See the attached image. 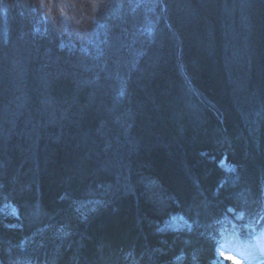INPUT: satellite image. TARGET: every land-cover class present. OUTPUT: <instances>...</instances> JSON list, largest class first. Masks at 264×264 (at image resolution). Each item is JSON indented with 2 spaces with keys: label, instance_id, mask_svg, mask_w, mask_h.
Returning <instances> with one entry per match:
<instances>
[{
  "label": "trees",
  "instance_id": "obj_1",
  "mask_svg": "<svg viewBox=\"0 0 264 264\" xmlns=\"http://www.w3.org/2000/svg\"><path fill=\"white\" fill-rule=\"evenodd\" d=\"M0 125L1 185L30 133L38 170L0 214V264H212L264 227V0H4ZM90 150L117 155L113 181L84 178ZM172 215L190 230L160 231Z\"/></svg>",
  "mask_w": 264,
  "mask_h": 264
},
{
  "label": "rangeland",
  "instance_id": "obj_2",
  "mask_svg": "<svg viewBox=\"0 0 264 264\" xmlns=\"http://www.w3.org/2000/svg\"><path fill=\"white\" fill-rule=\"evenodd\" d=\"M65 63H68L70 65H72L73 62L71 61H63ZM75 64V63H73ZM19 88H21V85H18ZM19 90L17 92H14V97L13 100L19 95ZM73 98H70L68 100H63L62 102L59 101L58 105H55V108L52 109V112H57L56 116L54 113V117L59 120V117L61 115L60 112L68 109L69 107H71ZM13 103V102H11ZM16 106V105H14ZM11 109L15 108V107H10ZM59 111V112H58ZM18 116L22 117L23 113L16 115V113L14 112L12 115L9 116V114H7L5 117V119L3 120L5 124V129H3L4 134L8 133V129L11 126V122L15 120H18ZM63 116V115H62ZM1 126V125H0ZM106 131L103 130L101 135V141L102 143H108L107 140H109V142L111 143V140L109 137L106 138ZM31 134V133H30ZM29 134V135H30ZM25 137L26 142L28 143V146L26 147V149H23L22 151L19 149L21 146L17 145V149H19V158L21 159V163L23 162H31L29 163L26 167H23V169H20V165L19 166H9V173L7 175V178H5L6 181H13L14 186H12L10 183H8V187L4 188L5 186H2L1 183L2 181L0 180V197H2V202L0 204V214H5V215H13V216H17V210L16 207L13 206L8 200H12L15 199L19 194L21 193H25L27 191H30L31 187H35L37 180L35 179L36 174L38 172V170L33 167L34 166V155H36V150H34L32 148V146L34 145L35 139H31V137ZM6 140V139H5ZM107 141V142H106ZM20 144V143H19ZM33 149L31 151H29V149ZM106 148V147H105ZM104 148V149H105ZM155 149V148H154ZM51 150L52 149H48ZM93 150V149H92ZM92 150L85 153V157H87V160L89 159L88 157H90L91 159H93L94 154L92 152ZM109 154V153H108ZM117 154V153H116ZM4 156V155H3ZM119 156V155H118ZM48 156H45L46 159ZM101 158L100 160H96L98 158ZM42 160L45 161L46 159ZM5 162L6 160L9 161V159L7 158V156H4ZM118 157L117 155L112 156V155H103V151L101 152V154H96L95 157V161L93 165H89L87 164V166H85L82 169V173L84 178L87 177H91V179H93L94 175L97 173V171L102 172L106 178L111 177V181H113L112 179V164L113 162L117 161ZM90 161V160H89ZM92 161V160H91ZM144 161V162H143ZM142 162H140V166L141 168L144 169V173L142 171V178L144 179H148V175L146 174L145 170L148 171L149 169H151V165H149L148 163H151L147 157L143 159ZM147 162V163H146ZM7 164V163H5ZM11 164V162H10ZM8 166V164L6 165ZM220 168H222L225 171H229L230 168L225 164L224 161H222L219 164ZM152 171V170H151ZM55 173V172H54ZM47 180V179H46ZM59 179L55 182V184H59ZM46 182V181H45ZM105 183V182H104ZM102 184L103 186H105V184ZM153 184L151 182L148 183ZM46 185V184H45ZM49 185V182H48ZM47 186V185H46ZM97 186L95 185V181H90L88 183V185L85 188V192L86 194L89 193H93V190H96ZM145 191L143 193V197L145 199V201L147 202V205L151 206L154 205L155 210L160 209L163 203H160L161 205H159L158 201H155L154 199H156V196H158V192L154 191L152 187H148V185L145 187ZM151 188V189H150ZM48 189V190H47ZM46 189V197H45V201L48 204L49 202V198H51V188L50 185L49 187ZM107 194V193H106ZM103 195V194H102ZM153 198V199H151ZM154 201V202H152ZM166 206V205H164ZM162 209V208H161ZM234 218L237 220V222L240 221V215H234ZM28 219V223L32 224V221L35 222V220L37 221L38 219L36 218H30L27 217ZM190 230V225L179 215H172L170 216L164 223V225L162 226V228L160 229V231H168V232H181V231H189ZM22 247L25 246V242L21 243ZM229 257H233L232 259H229ZM214 261L212 262V264H237V261H241L242 264H264V227H262L261 229H259L256 234L253 235H241L239 233V231H237V229L235 227H233L232 229V234L229 235L228 237L225 238L224 242L219 243V245L215 248V255H214ZM183 261V259L181 257L175 259L174 262L172 263H164V264H181V262Z\"/></svg>",
  "mask_w": 264,
  "mask_h": 264
},
{
  "label": "snow or ice",
  "instance_id": "obj_3",
  "mask_svg": "<svg viewBox=\"0 0 264 264\" xmlns=\"http://www.w3.org/2000/svg\"><path fill=\"white\" fill-rule=\"evenodd\" d=\"M4 0H0V4H2ZM41 7H44V0H41ZM233 257H229V259H232ZM237 264H242L241 261H237Z\"/></svg>",
  "mask_w": 264,
  "mask_h": 264
}]
</instances>
